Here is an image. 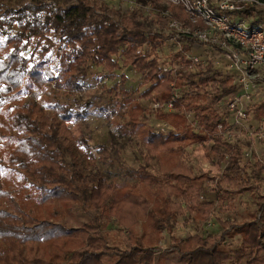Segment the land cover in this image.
<instances>
[{
  "label": "trees",
  "instance_id": "obj_1",
  "mask_svg": "<svg viewBox=\"0 0 264 264\" xmlns=\"http://www.w3.org/2000/svg\"><path fill=\"white\" fill-rule=\"evenodd\" d=\"M60 1L29 0L15 8L0 0V264H155L163 253L181 257L182 264H264V162H246L244 148L226 141L219 129L222 123L229 126L216 106L236 91L233 76L219 72L211 60L193 65L185 53L205 44L182 35V51L172 56L181 69L166 78L158 51L174 34L149 31L138 12L112 14L99 0ZM153 1L171 18L197 28L181 7ZM231 13L241 19L264 17L256 7ZM169 20L155 17L162 28ZM120 25L122 36L114 33ZM92 67L110 76L128 68L148 76L142 97L151 102L172 101L174 88L181 93L174 111L155 109V117L171 127L165 134L143 121L146 109L135 98L138 89L119 88L127 77L122 75L119 86L110 90L120 95V132L138 135L145 149L143 163L127 172L130 186L118 188L98 169V162L114 157L109 146L93 150L87 137L73 141L66 125L34 135L59 119L80 120L84 113L79 104L45 105L29 96L46 95L49 86L66 96L81 93ZM251 112L264 121V100L253 104ZM189 113L198 128L189 122ZM194 145L205 146L209 160L224 166L212 187L216 201L203 197L210 179L187 159ZM4 170L9 176L16 173L25 186L7 185ZM245 194L256 201L257 211L241 221L221 220V233L175 235L180 218L201 226L217 212L234 211L235 198ZM73 208L93 216L68 227L63 211ZM112 223L117 233L108 231ZM166 233L168 248L162 246Z\"/></svg>",
  "mask_w": 264,
  "mask_h": 264
},
{
  "label": "rangeland",
  "instance_id": "obj_2",
  "mask_svg": "<svg viewBox=\"0 0 264 264\" xmlns=\"http://www.w3.org/2000/svg\"><path fill=\"white\" fill-rule=\"evenodd\" d=\"M47 3L57 2L59 0H42ZM62 1V0H61ZM60 1V2H61ZM73 0H70L72 2ZM101 3L106 4L112 14L115 11H121V14L128 15L132 12H138L140 14V21L144 24L145 28L152 32H162L166 35L173 34L169 26L166 28L160 27L159 24L155 22V17L159 15L157 12L161 10L156 6L153 0H99ZM261 1V0H259ZM5 2L15 8L24 6L29 2V0H5ZM63 2V1H62ZM152 3L156 12L147 13V4ZM264 3V1H261ZM162 7H168L164 0L160 1ZM258 10L263 9V6L256 7ZM224 15L234 16L233 13L223 12ZM250 25H254L256 29L264 32V17L253 14L249 18L243 19ZM114 33L118 36H122L125 33V28L120 25L114 30ZM116 49V59L121 60V52L118 49L117 43L112 44ZM200 45V44H196ZM195 49L198 46L193 47L188 55H193ZM160 55L162 57V64L164 66L165 62H174L172 56L179 51V46L173 41L169 40L164 48L160 50ZM203 53H196L204 59H209L214 62L215 67L219 72L224 75H232V72L226 66V63L218 58L217 53L213 48L205 45L203 46ZM217 61H219L217 63ZM121 63V61H120ZM178 64V63H177ZM264 73L263 69H259ZM127 77V81L119 86L121 76ZM148 76H142L136 73L132 68L118 70L113 76L103 72L101 68L92 67L90 70V75L88 80L85 82V89L81 93L75 95L66 96L58 93L54 90L53 86H49V90L44 95L42 92H35L31 98L43 100V103H55L60 101L62 103H70L74 107L81 106L84 117L80 120H72L70 122H64L62 120H57L47 127H43L39 132L34 135H43L45 133L51 132L56 127L61 125H66L68 127L67 136L76 141L81 137H87L90 139V146L93 150H96L100 145H107L111 148V153L114 156L108 163L103 164L98 162V169L105 174L107 179L117 185L118 188L130 186L132 183V178L127 175L130 170L138 169L139 165L143 163V155L145 152L143 142L138 135L125 136L120 132L119 125L122 122V115L120 109L117 106V102L120 99L119 93L110 92L116 85L119 88H124L128 91H138L136 92L135 98L143 103L146 112L143 121L147 123L154 130L159 131L162 122L159 121L155 115V109L153 106L154 102H151L142 97V94L149 88L150 84L143 85L144 81H147ZM167 78V76H165ZM105 87V88H103ZM41 100V101H42ZM264 100V88L258 94H255L249 107L255 103H259ZM48 101V102H47ZM52 112V109H48ZM230 120V118H229ZM248 124L250 129L243 132L237 138H229V141H237L242 148L245 150L244 160L254 164L257 160L264 162V121H258L254 118L253 113H249ZM187 159L193 165L196 172L205 173L209 177V181L206 182V189L203 193L205 199L216 201V194L212 191V187L215 181L222 176L224 166L219 165L216 161L209 160L207 153L205 151V146L194 145L187 149ZM154 167L158 164L155 161L153 163ZM8 170H4V175L6 176V183L12 186L16 184H21L25 186L23 181H20V177L16 173H12L11 176L8 174ZM11 173V172H9ZM27 190V188H26ZM262 193L264 194V182L262 183ZM236 209L234 211H229L224 214H219L218 212L212 217V219L201 226L196 225L193 222H186V218L182 217L179 219V223L176 226L175 235L180 239H185L196 233H200L204 236L209 234H219L222 232L220 225L221 220H237L241 221L248 213H254L257 211L256 201L249 195L245 194L235 198ZM218 209L221 205L217 203ZM64 220L68 227H78L83 223L89 221L93 215L83 213L79 209H72L70 212L65 210ZM108 231L111 233H117L118 226L112 223L108 227ZM230 241V240H229ZM238 243V242H237ZM170 245V235L165 234V239L162 242L164 248H168ZM183 259L177 255L168 254H158L156 257L155 264H182Z\"/></svg>",
  "mask_w": 264,
  "mask_h": 264
},
{
  "label": "built area",
  "instance_id": "obj_3",
  "mask_svg": "<svg viewBox=\"0 0 264 264\" xmlns=\"http://www.w3.org/2000/svg\"><path fill=\"white\" fill-rule=\"evenodd\" d=\"M167 6L181 7L188 15L191 23L197 25L193 29L170 17L168 10L158 11L163 17H169V28L174 34L173 41L182 51V35L190 36L198 42L213 48L225 63L235 80L236 91L223 99L216 109L225 114V121H228V128L224 124L219 125L222 135L229 141L231 138H237L240 134L250 129L247 122L249 115V104L255 94L264 88V32L256 29L240 17L224 15L223 12H235L241 9L263 6L264 3L259 0H164ZM147 13H154L153 4L146 5ZM204 26H201V24ZM161 51H158L160 55ZM193 65L205 66L209 59H204L199 55H188ZM219 61H217L218 63ZM181 65L172 62H165L163 70L165 76L176 77ZM174 87V84L172 85ZM173 99L167 103L161 104L154 102V109L165 108L167 111H174L175 102L181 98V93L174 88ZM189 122L194 123L197 128L194 114L187 115ZM230 118V120H229ZM171 127L167 123H162L159 132L169 133ZM237 144V141H229Z\"/></svg>",
  "mask_w": 264,
  "mask_h": 264
},
{
  "label": "crops",
  "instance_id": "obj_4",
  "mask_svg": "<svg viewBox=\"0 0 264 264\" xmlns=\"http://www.w3.org/2000/svg\"><path fill=\"white\" fill-rule=\"evenodd\" d=\"M196 46H198V49L196 50L195 49V51L193 52V54H196V53H203V46H201V45H195V47ZM194 47V46H193ZM193 47H192V49H193Z\"/></svg>",
  "mask_w": 264,
  "mask_h": 264
}]
</instances>
